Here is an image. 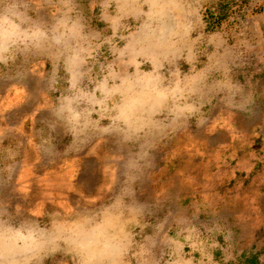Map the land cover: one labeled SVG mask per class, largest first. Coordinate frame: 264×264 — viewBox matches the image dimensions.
I'll list each match as a JSON object with an SVG mask.
<instances>
[{
  "label": "rangeland",
  "instance_id": "rangeland-1",
  "mask_svg": "<svg viewBox=\"0 0 264 264\" xmlns=\"http://www.w3.org/2000/svg\"><path fill=\"white\" fill-rule=\"evenodd\" d=\"M0 264H264V0H0Z\"/></svg>",
  "mask_w": 264,
  "mask_h": 264
},
{
  "label": "trees",
  "instance_id": "trees-1",
  "mask_svg": "<svg viewBox=\"0 0 264 264\" xmlns=\"http://www.w3.org/2000/svg\"><path fill=\"white\" fill-rule=\"evenodd\" d=\"M228 13L229 8L223 7L222 5H218L213 12L207 11L204 18L206 29L210 31L217 29L228 17Z\"/></svg>",
  "mask_w": 264,
  "mask_h": 264
}]
</instances>
